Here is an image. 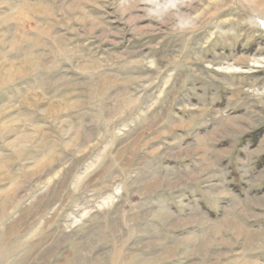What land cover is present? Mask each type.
<instances>
[{
	"label": "rangeland",
	"instance_id": "rangeland-1",
	"mask_svg": "<svg viewBox=\"0 0 264 264\" xmlns=\"http://www.w3.org/2000/svg\"><path fill=\"white\" fill-rule=\"evenodd\" d=\"M0 264H264V0H0Z\"/></svg>",
	"mask_w": 264,
	"mask_h": 264
},
{
	"label": "clouds",
	"instance_id": "clouds-1",
	"mask_svg": "<svg viewBox=\"0 0 264 264\" xmlns=\"http://www.w3.org/2000/svg\"><path fill=\"white\" fill-rule=\"evenodd\" d=\"M170 7H175L174 4H170ZM161 9L160 8H150L149 12L153 15H157L159 13ZM191 25V19L188 17H182L179 21H178V29L179 30H183L184 28H187Z\"/></svg>",
	"mask_w": 264,
	"mask_h": 264
}]
</instances>
